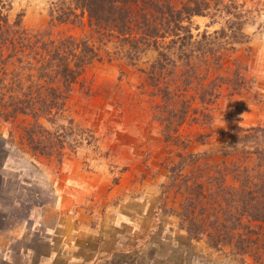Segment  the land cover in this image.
I'll list each match as a JSON object with an SVG mask.
<instances>
[{"label":"rangeland","instance_id":"rangeland-1","mask_svg":"<svg viewBox=\"0 0 264 264\" xmlns=\"http://www.w3.org/2000/svg\"><path fill=\"white\" fill-rule=\"evenodd\" d=\"M9 2L11 20L22 18L25 28L39 31L50 27L59 0ZM239 3L250 10L243 27L247 39H230L223 45L222 62L210 70L217 97L203 102L197 83L182 91L191 108L181 125L147 76L156 52L130 60L123 41L92 30L87 16L83 25L79 19L55 27V33L89 37L100 55L80 77L62 112L50 120L35 124L24 115L0 118V140L7 152L0 170V244L14 240L15 248L32 245L44 252L45 238L70 232L73 241L99 250L94 264H264L254 256L242 263L229 247L219 251L205 239H191L182 219L187 196L200 191L192 186L194 179L204 182L213 201L216 194L209 188L214 183L208 177L218 164L223 167L227 161L231 184H238L231 160L248 158L252 167H264V0ZM224 20L195 16L193 32L201 37L221 30ZM33 126L37 150L23 131ZM235 148L239 152L234 157L222 153ZM180 154L203 157L173 181L171 167ZM216 209V203L196 208L204 212L210 230ZM101 248L111 253L108 259Z\"/></svg>","mask_w":264,"mask_h":264},{"label":"trees","instance_id":"trees-1","mask_svg":"<svg viewBox=\"0 0 264 264\" xmlns=\"http://www.w3.org/2000/svg\"><path fill=\"white\" fill-rule=\"evenodd\" d=\"M178 1L59 0L51 11L50 27L32 31L25 28L22 18L11 20V3L0 0V118L10 121L24 115L37 124L42 118L50 120L52 114L62 112L80 77L100 54L89 37L55 33L54 29L59 24H75L79 19L83 25L87 16L92 30L104 31L123 41L130 60L135 62L148 51L157 53L146 69L147 76L163 92L171 118L178 125L183 124L190 115L191 104L182 91L197 83L203 102L218 96L215 80H210V70L222 62L223 45L229 44L230 39L236 42L247 39L243 27L250 10L239 0ZM195 16L214 19L223 16L225 26L210 34L205 31L199 37L193 32ZM208 85L213 86L212 91L207 90ZM169 120L172 125L174 122ZM40 129L47 130L43 125ZM23 131L32 149L37 150V127H25ZM5 146V141L0 140V170L6 161ZM238 152V148L234 152L222 151L227 158ZM202 157L180 154V160L171 167L172 180L179 178L181 169L198 163ZM236 160H231L236 166L232 176L238 184L228 180L232 172H229L227 161L223 167L218 164L215 175L208 177L214 183L208 187L216 194L212 193L213 201L207 198L204 182L194 179L192 186L200 191L196 197L187 196L183 227L191 239H205L210 247L219 251L229 247L230 254L242 263L247 256L261 261L264 260V167H252L248 158L247 162L240 157ZM2 183L0 173V195ZM222 201L226 203L225 208ZM215 203L219 210L216 209L215 226L213 224L210 230L205 226L204 212L201 216L196 208Z\"/></svg>","mask_w":264,"mask_h":264},{"label":"crops","instance_id":"crops-1","mask_svg":"<svg viewBox=\"0 0 264 264\" xmlns=\"http://www.w3.org/2000/svg\"><path fill=\"white\" fill-rule=\"evenodd\" d=\"M53 236V237H52ZM45 238V251L34 246L15 248L14 240L0 244V264H94L99 250L89 246L86 242H75L70 232L54 234ZM60 237L59 241L55 237ZM103 255L108 252L101 248ZM92 256H88L91 255ZM109 252L103 258L108 259Z\"/></svg>","mask_w":264,"mask_h":264}]
</instances>
